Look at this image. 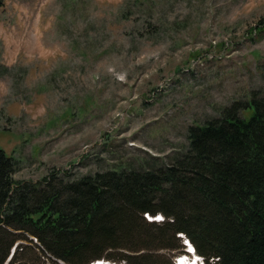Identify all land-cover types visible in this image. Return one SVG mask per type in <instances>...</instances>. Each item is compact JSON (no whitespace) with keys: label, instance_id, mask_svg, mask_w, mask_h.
<instances>
[{"label":"rangeland","instance_id":"374dc122","mask_svg":"<svg viewBox=\"0 0 264 264\" xmlns=\"http://www.w3.org/2000/svg\"><path fill=\"white\" fill-rule=\"evenodd\" d=\"M263 18L264 0H0L13 179L171 164L190 126L264 93Z\"/></svg>","mask_w":264,"mask_h":264},{"label":"trees","instance_id":"16d2710c","mask_svg":"<svg viewBox=\"0 0 264 264\" xmlns=\"http://www.w3.org/2000/svg\"><path fill=\"white\" fill-rule=\"evenodd\" d=\"M250 95L190 126L185 151L151 171L15 181L0 148V264L13 247L9 264H171L179 235L204 264H264V93Z\"/></svg>","mask_w":264,"mask_h":264},{"label":"water","instance_id":"95a60500","mask_svg":"<svg viewBox=\"0 0 264 264\" xmlns=\"http://www.w3.org/2000/svg\"><path fill=\"white\" fill-rule=\"evenodd\" d=\"M180 238H182V237L180 236ZM183 240L186 241V245H187L186 247L188 248V245L190 244V242L187 239H183ZM182 244H183V246H185L184 243H182ZM189 248H190V246H189ZM14 251H15V247L12 248V250H11L9 256L7 257V259L5 260L4 264H9L10 263V261L12 259V256L14 254ZM183 251H184L185 254H188V252L185 249Z\"/></svg>","mask_w":264,"mask_h":264},{"label":"bare ground","instance_id":"6f19581e","mask_svg":"<svg viewBox=\"0 0 264 264\" xmlns=\"http://www.w3.org/2000/svg\"><path fill=\"white\" fill-rule=\"evenodd\" d=\"M189 246L192 247L190 244H189ZM193 255H194L196 258H199V257H197V256L195 255V253H194V249H193ZM181 257H182V258H181ZM179 258H180V259H179V261H178V264H189V262L191 261V259H188V258L184 257V254H183V256H180ZM199 259H201V258H199ZM194 260H195V259H194Z\"/></svg>","mask_w":264,"mask_h":264},{"label":"built area","instance_id":"2783aa9c","mask_svg":"<svg viewBox=\"0 0 264 264\" xmlns=\"http://www.w3.org/2000/svg\"><path fill=\"white\" fill-rule=\"evenodd\" d=\"M98 264V263H97ZM104 264V263H103ZM123 264H125V263H123Z\"/></svg>","mask_w":264,"mask_h":264}]
</instances>
